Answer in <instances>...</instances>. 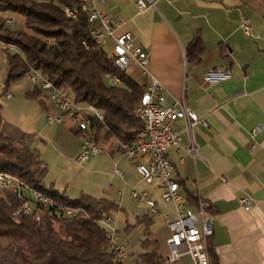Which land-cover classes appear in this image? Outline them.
Masks as SVG:
<instances>
[{
    "label": "crops",
    "instance_id": "crops-1",
    "mask_svg": "<svg viewBox=\"0 0 264 264\" xmlns=\"http://www.w3.org/2000/svg\"><path fill=\"white\" fill-rule=\"evenodd\" d=\"M136 1L103 0L97 9L108 14L112 24L121 19L115 34L131 32L135 44L149 54L150 74L161 85L166 100L184 99L206 122L198 123L190 136L183 122L177 121L180 148L168 149L167 156L188 204L194 209L206 205L212 229L208 237L210 264H264V0H143L154 2L143 11L138 10ZM244 18L250 20V36L241 26ZM93 26L99 27V23L95 21ZM195 35L203 42L197 62L188 61L185 55ZM106 45L112 54L113 40L108 39ZM0 60L5 61L1 48ZM226 70L228 74L221 78L206 79L208 73ZM133 72L130 77L143 86L152 81L151 75H143L134 64ZM6 92L11 95L6 97ZM5 93L7 100L13 98L8 88ZM33 101L37 103L28 122L7 118L0 101L2 117L35 134L33 145L47 166V186L70 197L86 193L112 200L118 210L106 216L112 222L118 215L124 216L125 238L135 227L142 230L136 224L141 217L151 219L150 230L155 236L162 226L169 234L164 215H172V205L162 204L160 213L152 216L130 197L136 187L159 199L157 189L142 180L133 162L119 149L117 139L102 137L106 131L102 128L96 142L103 152L75 165L73 159L80 150L77 131L66 121L48 124L46 103L41 98ZM257 127L260 130L253 131ZM191 141L197 147L195 157L186 152ZM25 193L30 195L29 190ZM243 196L252 199L249 210L239 202ZM133 202L138 205L135 212L130 209ZM127 225L134 226L127 231ZM117 237L124 246L128 243Z\"/></svg>",
    "mask_w": 264,
    "mask_h": 264
},
{
    "label": "trees",
    "instance_id": "trees-1",
    "mask_svg": "<svg viewBox=\"0 0 264 264\" xmlns=\"http://www.w3.org/2000/svg\"><path fill=\"white\" fill-rule=\"evenodd\" d=\"M73 7H78L76 0H0V13H17L23 20V29L12 30L5 26L0 14V42L14 44L19 50H4L2 93L31 69L39 70L55 86L67 88L76 102L101 111L102 120L92 118L95 142L102 128L106 129L102 136L105 139L114 137L127 142L143 127L134 110L146 86L114 66V56L92 39L87 15L81 11L75 17L66 14L65 9ZM202 50V39L195 35L186 47V59L197 62ZM107 74L118 77L120 83L110 84ZM25 94L40 100L36 86ZM34 138V133L25 132L3 119L0 102V172L18 178L32 192L49 197L56 207L81 211L75 217H65L51 207L36 221L29 216L15 215L23 200L14 191L0 190V240L8 241L0 264L166 263L165 256L159 253L158 240L150 230L151 219L147 217L139 218L136 223L142 226L143 237L135 260L117 261L100 223L104 216L118 210L117 204L86 193L70 197L64 191L47 186L44 182L47 166L33 145ZM188 197L195 202L190 195ZM133 226L127 225V231Z\"/></svg>",
    "mask_w": 264,
    "mask_h": 264
},
{
    "label": "built area",
    "instance_id": "built-area-1",
    "mask_svg": "<svg viewBox=\"0 0 264 264\" xmlns=\"http://www.w3.org/2000/svg\"><path fill=\"white\" fill-rule=\"evenodd\" d=\"M103 0H80L78 4H88L90 15L93 21L99 23V27L93 28L100 36L104 45L108 39L113 40L112 55L114 62L124 71L127 66L133 63L140 68L143 75H151L149 70L150 56L139 45L134 42L133 34L129 31L115 34L116 28L123 23L121 19L114 24L110 22V16L97 9V3ZM154 5L153 1L148 3L137 0L136 6L139 11ZM70 17L73 12L67 11ZM5 26L11 27L15 18L2 13ZM250 20H242V29L245 35L250 36ZM4 48L10 52H18V48L11 43L4 44ZM228 74V71L221 73L212 72L206 75L207 80L221 78ZM28 80L40 91L41 99L46 103L45 118L48 124H59L68 122L79 132L80 150L74 157L73 163L81 165L91 157L103 152L94 140L92 134V118L102 120L101 111L94 109L89 104L78 103L74 100L70 91L65 87L55 86L48 78L44 77L39 70L31 69L26 73ZM152 77V75H151ZM106 79L110 84H119L120 80L107 74ZM11 94L5 93L6 97ZM141 120L143 127L136 135L127 142L118 141L117 144L122 153L129 158L140 173L142 180L157 189L159 199L150 196L147 192L133 187L130 197L138 204L147 208L149 215L160 213L162 204L172 205L173 213L164 215L169 234L166 239L168 248L165 256L166 262L171 264H210L208 255V237L212 234L209 224V217L206 214V205L200 204L198 209L192 208L184 194L180 190L179 182L173 176V165L167 156L170 148L179 149L181 132L175 127L177 121L183 122L184 130L192 136L195 126L198 123L206 125V122L186 104L184 99H176L171 102L166 100L163 89L158 81L152 77V81L146 85L145 105H137L134 110ZM260 130L257 127L253 131ZM252 131V132H253ZM186 152L195 157L197 147L191 141ZM180 162H183L181 157ZM118 174L121 172L116 169ZM0 190H11L23 200L15 210V215H25L39 221L45 209L55 208L65 217H75L81 210L70 209L67 206L56 207L55 203L34 194L22 181L14 176L0 172ZM30 191V195L25 193ZM28 196L29 198H26ZM245 210L252 207L250 196H243L239 199ZM100 223L107 228L109 249L117 261H122L127 256L126 247L118 242L116 228L109 216H104Z\"/></svg>",
    "mask_w": 264,
    "mask_h": 264
},
{
    "label": "rangeland",
    "instance_id": "rangeland-1",
    "mask_svg": "<svg viewBox=\"0 0 264 264\" xmlns=\"http://www.w3.org/2000/svg\"><path fill=\"white\" fill-rule=\"evenodd\" d=\"M3 14L12 16L15 18V23L9 27L10 29H23V20L21 16H19L17 13H13L10 11H6ZM2 15V14H1ZM0 48L1 50H5L4 44L0 42ZM104 49L107 52H111V47L110 45H106ZM129 76L131 75L132 77L134 76L133 72V63H130L125 71ZM5 76V61L0 60V101L3 103V110L4 114L7 116V118L11 120H15L18 122H28L29 121V112L32 110V106L35 105V102L33 100L38 99H33V98H28L26 96V91L28 89L33 88V85L31 82L28 80L27 75H24L20 77L19 79L15 80L10 84L8 89L11 91L13 98L11 100H7L2 93L3 91V79ZM41 98V97H40ZM5 116V117H6ZM11 124L12 121H8ZM97 143V142H96ZM132 206L130 207L131 212H135L138 208V205L135 204L134 202L131 204ZM114 220V219H113ZM115 228H117L116 233L119 236V240L123 243H127L125 245L126 250H127V256L124 259V262H130L134 261L135 258L137 257V250L140 249V238L142 237V230L140 227H135L134 231H131L129 234H131L129 237L123 236V225H124V216L122 214L118 215V219L113 221ZM102 225V224H101ZM103 226V225H102ZM104 227V226H103ZM167 231L165 227H160L156 233V238L158 240V245H159V253L163 256L167 255L168 249L166 245V238H167ZM123 236V237H122ZM123 238V239H122ZM123 240V241H122ZM8 241L1 239L0 240V261L1 258L4 255V249L7 247ZM124 245V244H123Z\"/></svg>",
    "mask_w": 264,
    "mask_h": 264
},
{
    "label": "bare ground",
    "instance_id": "bare-ground-1",
    "mask_svg": "<svg viewBox=\"0 0 264 264\" xmlns=\"http://www.w3.org/2000/svg\"><path fill=\"white\" fill-rule=\"evenodd\" d=\"M77 3H80V0H76ZM69 12H73V16H75L77 14L78 11H81V12H84L86 15H87V18H88V22L91 24L90 26V29H89V33L92 37V39L100 46H104V44L102 43V41L100 40V36L95 33V31L93 30L94 26H93V19H92V16L90 15V9H89V5L88 4H78V7H73L71 8L70 10H68ZM69 16V15H68ZM114 66L118 69V70H121V71H124L122 68L119 67L118 64H116L115 62H113ZM110 75V74H109ZM113 78H117L119 79L118 77L116 76H113L111 75ZM145 98H146V88H145V91L143 92L142 96H141V101H140V104L139 105H145ZM95 109V108H94ZM34 194H37L43 198H46V200H50L52 201L49 197L43 195L42 193L40 192H34ZM72 209V208H70ZM74 210H78V209H74ZM105 230H106V236H107V228L104 227Z\"/></svg>",
    "mask_w": 264,
    "mask_h": 264
}]
</instances>
